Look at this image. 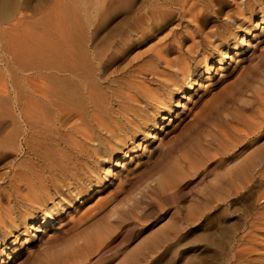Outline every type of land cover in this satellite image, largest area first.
Instances as JSON below:
<instances>
[{
    "label": "rangeland",
    "instance_id": "obj_1",
    "mask_svg": "<svg viewBox=\"0 0 264 264\" xmlns=\"http://www.w3.org/2000/svg\"><path fill=\"white\" fill-rule=\"evenodd\" d=\"M85 2L12 0L0 17V189L33 183L34 172L60 181L47 182L42 205H22L18 192L2 200L15 217L0 226V264H242L232 236L248 218L264 236V0ZM85 17L91 83L62 55L39 63L54 47L66 54ZM174 42L187 74L165 66L157 102L130 106L137 71ZM52 75L77 83L78 101L50 94ZM81 129L93 143L77 142ZM169 165L180 171L171 182ZM259 243L251 264H264Z\"/></svg>",
    "mask_w": 264,
    "mask_h": 264
},
{
    "label": "bare ground",
    "instance_id": "obj_2",
    "mask_svg": "<svg viewBox=\"0 0 264 264\" xmlns=\"http://www.w3.org/2000/svg\"><path fill=\"white\" fill-rule=\"evenodd\" d=\"M79 1H81L84 5H86L85 0H79ZM67 3H69V2H67ZM101 5H102L101 6L102 7V17H101L100 21L98 22L99 27L107 25V23H109V21H108L109 20L108 19V17H109L108 16L109 15L108 5H106V3L101 4ZM64 7H66V6H64ZM66 9H67V7H66ZM68 10H69V8H68ZM11 11H12V0H0V17L4 18ZM83 11H84V9H83ZM90 19H91L90 17L89 18L87 17L85 19V21L82 22V24H80V25L78 24L79 27L77 29H75L73 31L71 30L70 34H68V41H67L68 45H67V53L66 54H61L58 51V49H56V47H54L55 49H53V50L55 52L54 53H48L47 55L41 56L39 63H41L43 65V64L51 62L53 64L52 59L53 58L60 59L61 55H62L64 57H66L65 58L66 61L64 62V65L66 64L68 67H70V70H72L73 72L80 71L83 74L85 81L91 83L92 80L90 79V75H89V63H88L89 57H88L87 51L83 47V40L85 37V32H83V29H82V26L85 25V29L88 26L86 35L88 37V35L91 34L89 27L91 26L92 22ZM172 53H176V55L174 57H170V55ZM185 54H184L179 42H174L172 48L167 46V45L165 47V43L160 48H158V50L156 51V54H155V62L149 63L146 68H143L142 70L137 71L136 78L134 79L133 84H132L133 93H129L125 96V98L127 99V103L130 106L132 105V107H134L136 109H141V107H142L141 106V102H142L141 100H145L146 102H148L149 100L157 102L155 92L153 91L154 90L153 85L157 82L159 83V81L163 82V80L164 81L168 80L167 78H165V66L170 67V68H174V71H180L182 74H184V73L187 74L186 73L188 70L187 66H185V64L183 65V63H186L185 62ZM159 64H161L164 67V69L163 68L160 69ZM204 67H205L204 68L205 70L209 69V67H207L206 64H204ZM170 71L171 70H168L169 73H172V71L171 72ZM196 72L197 71L195 70L194 75H192V73H193L192 72V73L185 76L184 80H185V83H187L188 88L191 86L192 82H194V80H195L194 76H195ZM51 77H52L51 80L53 83H51L50 87L47 86L50 94H52L53 96H59L60 95L61 97H62V95H64L70 101H78L79 96H80V91H79V85L77 83H73L72 81H70V80L68 81L66 79L59 80L58 77L53 76V75ZM176 89H180V87L176 86ZM168 98L170 99V97H168ZM162 104L166 105V103H162ZM115 113H119L122 116V118L126 119L127 121L133 120V118H134L133 115H135L133 110H129L128 114H123V112H121L119 110L116 111ZM139 115L140 114H137V116H139ZM162 118H164V117H162V116L161 117H159V116L153 117V123L151 124V126H149L150 127L149 128V135L152 134V132H150L151 128L155 129L158 126V123ZM80 134H81V136L77 139L78 143L86 144V143H93L94 142V138H92L89 131H87L85 129H81ZM152 137H154V135H152ZM147 147L148 146H146V148ZM261 151L258 152L260 155L262 153ZM93 152L97 153V149H94ZM249 160H250V158H249ZM249 160L245 159V160L241 161V163L238 164L237 175L239 174L240 176L244 177L247 174L246 172H247L249 165H250V162H251ZM115 164L116 163L114 162V159L109 160L107 162L108 166L106 168V172H109V170ZM179 173H180V171H179V168L177 167V165H169L166 169L163 180L164 181L168 180L169 182H171L178 176ZM31 176H34L36 180H34L33 183H31L29 181H25V182H29V184L26 183V185L24 187H21L18 184H14V185H12L11 190L3 191L2 189H0V226H7V225L9 226L14 222V217H15V215L13 214L14 212L11 211V208L9 205H7L5 207L2 203L3 199H5V201H7V202L10 201V192L11 193H17L18 192L22 196V198L24 199L22 205L27 204L28 207L36 205V204L42 205L43 201H44L43 196H45L48 192L47 182L48 181H51L52 183L56 182V181H54V179L52 177L53 174L52 175L49 174L48 176H46V175H43L42 172H34V174ZM251 178H249V179H251ZM59 182L60 181H57L54 184V186L56 184H59ZM161 184H162V182H161ZM263 196H264V188L260 194V198H262ZM27 206H25V207L27 208ZM33 216H35V215H33ZM257 222H258V224L264 225V223H262L261 221H257ZM31 223L32 222H30L28 224L29 227H32ZM46 223H48L47 220L43 218V221L38 226L35 227L36 232H39L40 229H42ZM244 230L245 231H243L242 234L238 238H236V236H232L233 239L235 238L234 239V241H235V243H234L235 247L234 248L239 249V253L242 255V264H251L252 259L250 258L249 254L255 250H258L257 246L260 244L259 242L264 243V238H263L264 236L263 237L261 236V234L259 233L260 228H258L257 224L253 220H250L249 218L247 220V227H245Z\"/></svg>",
    "mask_w": 264,
    "mask_h": 264
}]
</instances>
